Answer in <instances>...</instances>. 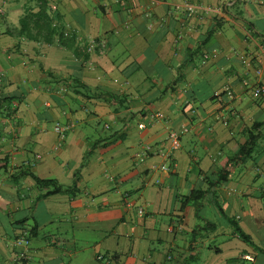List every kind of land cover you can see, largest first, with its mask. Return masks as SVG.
I'll return each mask as SVG.
<instances>
[{"label":"crops","instance_id":"1","mask_svg":"<svg viewBox=\"0 0 264 264\" xmlns=\"http://www.w3.org/2000/svg\"><path fill=\"white\" fill-rule=\"evenodd\" d=\"M43 1L0 0V264H264V0Z\"/></svg>","mask_w":264,"mask_h":264},{"label":"trees","instance_id":"2","mask_svg":"<svg viewBox=\"0 0 264 264\" xmlns=\"http://www.w3.org/2000/svg\"><path fill=\"white\" fill-rule=\"evenodd\" d=\"M41 1V5L39 6V10L31 14L29 13L28 10L25 11L23 16L19 19L20 25L24 28L27 25H29L30 20L32 17L34 19L32 20L33 26L35 30L37 29V32L35 35L27 34L23 29H21V34H23L24 37L27 39H33L36 40L40 34V30L42 29H47L46 33L43 34L41 37H43V40L46 42L51 41V37L53 36V33L55 32L54 27H52V18L47 15L45 5L46 2L43 0ZM58 39L61 43H64V40L66 37L63 35V33L58 32ZM77 54V52H75ZM100 93V92H99ZM99 93L95 92V96H97ZM109 96V100H115L118 101L119 103H122L123 97L112 94V93H106ZM15 96L11 95H2L1 94V85H0V107L3 106V103L7 107H11L12 101L14 100ZM99 97V96H97ZM8 115V114H6ZM255 139L256 136L252 132H248L247 134V139L244 143L240 144L238 147V150L232 154L227 162L220 168L217 174V182H222L224 180H227L231 172L235 169L237 165H239L247 156H250V154L253 151V147L255 145ZM21 175H29L35 182L36 186L40 189L45 191L41 192L39 197H44L47 195L55 194V193H60V192H71L72 194L76 193V189L74 185L71 186H65L64 184L58 182L57 179L55 178H40L37 175H35L32 171L30 170H23L22 172L18 173ZM221 213L223 214L222 210L220 209ZM237 231L239 232V236L244 238V235L242 232L239 231V228L236 227Z\"/></svg>","mask_w":264,"mask_h":264},{"label":"built area","instance_id":"3","mask_svg":"<svg viewBox=\"0 0 264 264\" xmlns=\"http://www.w3.org/2000/svg\"><path fill=\"white\" fill-rule=\"evenodd\" d=\"M186 6H187V10H188L189 14H191V13L194 11L193 6L190 5V4H187ZM93 44H94V43L92 42V45H93ZM254 92H255V93H259V92H261V88H260V87L255 88V91H254ZM227 93H228L229 95H231L230 92H227ZM156 116H159V114H156ZM69 128H70V125H63V124H61V123H59V122H56V123L54 124V131H55L57 134H59L61 137L64 136L65 132H66ZM168 138H169V141H170V144H171V147H172V148H176V147L179 146V133H178V132H176V131H172V132H170L169 135H168ZM166 167H167L166 165H162V166H161L162 169H165ZM139 212L141 213L142 210H139ZM18 241H19L18 243H20V242H22V241L25 242V243H27V240L24 238V236H22V238L19 239Z\"/></svg>","mask_w":264,"mask_h":264},{"label":"rangeland","instance_id":"4","mask_svg":"<svg viewBox=\"0 0 264 264\" xmlns=\"http://www.w3.org/2000/svg\"><path fill=\"white\" fill-rule=\"evenodd\" d=\"M53 128H54V126H53Z\"/></svg>","mask_w":264,"mask_h":264}]
</instances>
